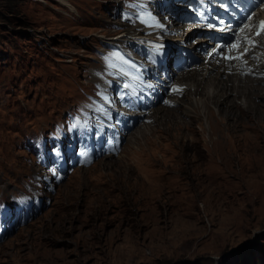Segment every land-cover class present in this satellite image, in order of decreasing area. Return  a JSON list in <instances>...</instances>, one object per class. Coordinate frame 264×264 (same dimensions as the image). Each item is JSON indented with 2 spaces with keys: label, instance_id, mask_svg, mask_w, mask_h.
<instances>
[{
  "label": "rangeland",
  "instance_id": "1",
  "mask_svg": "<svg viewBox=\"0 0 264 264\" xmlns=\"http://www.w3.org/2000/svg\"><path fill=\"white\" fill-rule=\"evenodd\" d=\"M122 5L0 0V200L33 194L40 170L33 139L87 100L101 50L132 40L135 29L118 16ZM187 30L176 38L200 61L173 76L175 85L205 68L201 49L210 44ZM215 58L208 84L223 78L219 69L236 71ZM194 98L181 96L178 107ZM254 100L264 104V97ZM167 107L145 114L117 155L76 168L53 193L39 190L41 211L0 242V264H264V106L251 113L250 126H225L232 121L213 108L217 147L208 115L193 124V135L173 125L178 110ZM205 149L215 157L210 167L200 166ZM209 171L221 174L215 182L226 192L204 189Z\"/></svg>",
  "mask_w": 264,
  "mask_h": 264
},
{
  "label": "bare ground",
  "instance_id": "2",
  "mask_svg": "<svg viewBox=\"0 0 264 264\" xmlns=\"http://www.w3.org/2000/svg\"><path fill=\"white\" fill-rule=\"evenodd\" d=\"M261 7L257 9L254 15V19L257 22H259L260 19H264V8L262 9ZM176 24L177 25L174 23L172 24L173 29L179 28L178 26L180 25H178V23ZM253 31L254 30H252V33ZM257 40L260 42V47L263 48V50L260 51L259 55L257 54L259 51L258 47H255L250 52L253 54V56H258L257 58H253L250 54L245 53L242 59H222L224 61V65L226 64L227 66L229 64L228 66H232L236 71L233 73H230V71L225 73L221 72L219 69L217 74L221 73L223 78L218 82H216L214 79H210L211 84L206 83V79L208 78L207 76H211L210 74L220 63H218V60L215 57H208V55L205 58V68L203 72L186 74L184 76L186 78L183 80H177L176 85L180 88L179 94H182V97L186 94H191L194 95L195 98L191 99V102L187 106L185 105L183 109L178 107L179 104H181V96L179 94L178 96L173 95L176 104L173 107L168 106L169 108L167 107L164 110L167 112H174L175 110H178V116L176 117L177 121L174 122V118L172 120L174 126H180L181 128L186 127L187 131L194 135L192 127L193 124L200 120L203 115H208L211 128L209 135L210 142L215 144L213 145L214 147L218 146V141L215 140L217 133H215L214 126L216 125L213 123L212 117H210L212 111L214 112L213 108L216 110V112H218V114H223L228 121H232V123H226L225 126H250L248 122L253 120L251 113L254 110H259V108L264 106L262 102L259 103L254 100V97H256V99L257 97H264V84H261L264 82V76L261 78H252L253 74H261L264 72V38L258 37ZM202 41H206V39L204 38L199 40V42ZM209 51H211V49ZM242 51V48H239L238 50H231V48H228L225 54L229 57L238 56V53ZM243 59L247 60V63H244ZM228 61L230 62L228 63ZM249 69H251V71H249ZM247 72L250 74H247ZM242 98H244V101H242ZM237 99H241V102H238L239 100ZM184 116H186V118H184ZM154 118L158 119V116H155ZM194 141H197V139L194 138ZM136 143L138 144L139 142ZM196 143H198V141ZM211 156V151L209 149H205L201 156L202 158L200 159L202 161L200 166H206L207 164L209 165L208 167H210V165H213L215 162V157ZM221 162L222 164H225L223 160ZM227 171L230 172L227 167H225V173ZM218 174L219 173L208 174V176L205 178L206 182L204 183L205 190H217L220 192L227 191V186L215 182V179L222 177L221 174Z\"/></svg>",
  "mask_w": 264,
  "mask_h": 264
},
{
  "label": "snow or ice",
  "instance_id": "3",
  "mask_svg": "<svg viewBox=\"0 0 264 264\" xmlns=\"http://www.w3.org/2000/svg\"><path fill=\"white\" fill-rule=\"evenodd\" d=\"M247 19H251V17H248ZM161 27H163V25H160ZM255 26L252 25V24H248V23H245L241 28H240V32H245L246 30L247 31H252L253 28ZM255 36L256 37H261V36H264V21H260L259 22V30L255 31ZM245 39L247 40L248 44H250L253 48L256 47L257 45V42L256 40L254 39H251V38H248V37H245ZM242 47V44H241V41L239 39H237L236 43H233L231 45V48L232 49H239ZM250 51V48L248 47H244L243 48V51L239 53L238 56H230V57H227L228 59H242L244 54L245 53H248ZM244 63H247L246 60L243 61ZM249 71H251V69H249ZM174 91H180L179 88H176V89H173ZM166 103H169L168 101H166Z\"/></svg>",
  "mask_w": 264,
  "mask_h": 264
},
{
  "label": "clouds",
  "instance_id": "4",
  "mask_svg": "<svg viewBox=\"0 0 264 264\" xmlns=\"http://www.w3.org/2000/svg\"><path fill=\"white\" fill-rule=\"evenodd\" d=\"M79 169V168H78Z\"/></svg>",
  "mask_w": 264,
  "mask_h": 264
}]
</instances>
